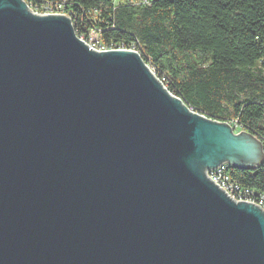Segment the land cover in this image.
Segmentation results:
<instances>
[{"label":"water","instance_id":"obj_1","mask_svg":"<svg viewBox=\"0 0 264 264\" xmlns=\"http://www.w3.org/2000/svg\"><path fill=\"white\" fill-rule=\"evenodd\" d=\"M262 141L191 109L135 50L0 0V264H264V208L207 169Z\"/></svg>","mask_w":264,"mask_h":264},{"label":"trees","instance_id":"obj_2","mask_svg":"<svg viewBox=\"0 0 264 264\" xmlns=\"http://www.w3.org/2000/svg\"><path fill=\"white\" fill-rule=\"evenodd\" d=\"M42 9L45 2L27 0ZM78 35L136 47L167 87L264 146V0H64ZM230 177L264 193V162Z\"/></svg>","mask_w":264,"mask_h":264},{"label":"built area","instance_id":"obj_3","mask_svg":"<svg viewBox=\"0 0 264 264\" xmlns=\"http://www.w3.org/2000/svg\"><path fill=\"white\" fill-rule=\"evenodd\" d=\"M25 1L29 5V7L36 13H44V14H58V13H61V14L67 15L71 19L72 24H73L74 29H75V24L73 22V17L71 16L70 13L65 12L64 9H63V3L62 2L64 0H59L57 2H45L42 5V9H39L38 7H34L27 0H25ZM75 32H76V30H75ZM76 34H77V32H76ZM94 35H95V38H93ZM78 37L81 40L85 41L91 48H94V49H97V50H106V49H114V48H128V49H132V50L137 51L144 58V60L146 61L147 65H149L150 68L155 72V75L167 87V84L164 83V80L161 77H159V75L156 73L155 69L150 65L149 61L142 55L141 51L139 49H137L136 47L106 46V45L100 44L99 40H98V37H97V35L95 33H92L91 36L89 37V39H86L85 37L80 36V35H78ZM175 95H177V94H175ZM177 96L180 97L179 95H177ZM180 98L183 100L182 97H180ZM191 109H193V108H191ZM229 167H231V165L225 162V163H222V164H220L219 166H217L215 168L207 169V173L209 174V176H211L216 182H218L227 192H229L236 199L252 200V201L257 202L258 204H260L264 208V193L263 192H256L253 189L248 188V187H243L240 184H238L237 182L233 181L231 179L229 171H228Z\"/></svg>","mask_w":264,"mask_h":264},{"label":"rangeland","instance_id":"obj_4","mask_svg":"<svg viewBox=\"0 0 264 264\" xmlns=\"http://www.w3.org/2000/svg\"><path fill=\"white\" fill-rule=\"evenodd\" d=\"M58 14H61V13H58ZM93 38H95V35L93 36ZM230 124L234 127V131H235V132H239L240 130H242L241 126H239V125L237 124V122H231V121H230Z\"/></svg>","mask_w":264,"mask_h":264}]
</instances>
